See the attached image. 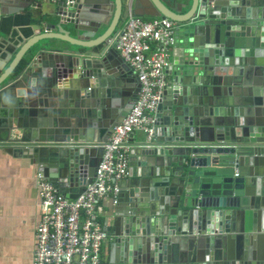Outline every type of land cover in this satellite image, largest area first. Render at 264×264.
<instances>
[{"label": "water", "instance_id": "obj_1", "mask_svg": "<svg viewBox=\"0 0 264 264\" xmlns=\"http://www.w3.org/2000/svg\"><path fill=\"white\" fill-rule=\"evenodd\" d=\"M123 2L131 16L177 22V42L154 135H132L102 264H264V0ZM109 5L0 0V28L21 13L49 33L0 58V99L17 100L2 115L12 120L0 122V133L11 131L2 140L20 143L7 152L70 199L93 182L104 143L140 91L117 51L122 32ZM59 24L61 34L51 33ZM23 51L26 65L6 76ZM72 100L94 105L89 121L58 118Z\"/></svg>", "mask_w": 264, "mask_h": 264}, {"label": "built area", "instance_id": "obj_2", "mask_svg": "<svg viewBox=\"0 0 264 264\" xmlns=\"http://www.w3.org/2000/svg\"><path fill=\"white\" fill-rule=\"evenodd\" d=\"M176 29L177 22L169 18L130 16L127 20L117 51L137 76V101L104 143L93 182L77 199L65 197L37 174L41 218L34 264H102L107 240L100 222L107 217L104 204L111 201L114 207L118 205L120 182L130 175L132 135H154L157 108L167 85L170 51L177 42Z\"/></svg>", "mask_w": 264, "mask_h": 264}, {"label": "crops", "instance_id": "obj_3", "mask_svg": "<svg viewBox=\"0 0 264 264\" xmlns=\"http://www.w3.org/2000/svg\"><path fill=\"white\" fill-rule=\"evenodd\" d=\"M174 6L172 0H167ZM113 5H109L106 16L108 20L114 17L117 12V19L113 25L116 31H121L125 27V23L129 19L130 12L124 7L123 0H118V11L116 9L115 0H111ZM140 4V3H139ZM144 5L149 8L151 5L148 1L144 2ZM149 5V6H148ZM107 6V5H106ZM150 10V9H148ZM189 8H184L183 13L188 12ZM98 16L103 12H97L94 7L92 11ZM138 12V11H137ZM2 27L0 28V58L5 55L7 58L5 63L8 62L12 55H17L27 39L38 35L36 39L46 36L47 27L43 26L42 29H35L37 20L31 21L27 15L17 13L14 15L5 16ZM60 29H52L51 33H59L62 29V25L59 24ZM51 27V26H50ZM68 30V29H67ZM69 39L75 41L74 34L69 31ZM61 34V33H59ZM60 42V41H57ZM34 49V48H33ZM25 51L17 58V61L11 66L13 61H10L7 65L8 73L6 76L12 74H19L20 68L24 67L29 58V52L23 56ZM170 64L173 59V48H171ZM119 53V52H118ZM47 54H53L49 52ZM54 55V54H53ZM51 61V59L48 57ZM132 71V70H131ZM133 72V71H132ZM131 80L138 82L136 74L129 76ZM122 92V89L113 86L112 93L116 94ZM16 98L13 95L8 97H2L0 99V122L8 121L9 118L3 117L4 112L15 106L17 103ZM77 105L78 107H76ZM68 110H61L59 117L65 121L73 122V117L76 115L83 121L87 122L90 119L91 111L94 105L86 106L85 103L80 105L78 102L73 101ZM12 122V120H9ZM11 131L0 133V264H34L35 253L37 250L36 245V230L41 218L40 214V197L37 180V169H35L29 159L19 158L15 154L7 152L6 147L19 146L20 143H12L10 140H2L7 137ZM143 133H136L135 137H143ZM25 144V143H21ZM125 184L126 180L120 182ZM107 211V217L100 218V222L105 227L107 218L113 215L114 206L111 201H107L104 204ZM109 243L107 239L103 244L102 253H106V249ZM257 253V250H256Z\"/></svg>", "mask_w": 264, "mask_h": 264}, {"label": "clouds", "instance_id": "obj_4", "mask_svg": "<svg viewBox=\"0 0 264 264\" xmlns=\"http://www.w3.org/2000/svg\"><path fill=\"white\" fill-rule=\"evenodd\" d=\"M123 60V59H122ZM104 256V255H103ZM102 259H103V257H102Z\"/></svg>", "mask_w": 264, "mask_h": 264}, {"label": "bare ground", "instance_id": "obj_5", "mask_svg": "<svg viewBox=\"0 0 264 264\" xmlns=\"http://www.w3.org/2000/svg\"><path fill=\"white\" fill-rule=\"evenodd\" d=\"M126 24V23H125Z\"/></svg>", "mask_w": 264, "mask_h": 264}]
</instances>
